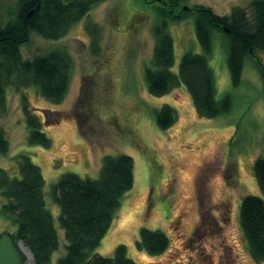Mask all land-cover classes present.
I'll use <instances>...</instances> for the list:
<instances>
[{
	"label": "rangeland",
	"instance_id": "1",
	"mask_svg": "<svg viewBox=\"0 0 264 264\" xmlns=\"http://www.w3.org/2000/svg\"><path fill=\"white\" fill-rule=\"evenodd\" d=\"M164 0H105L67 34L47 40L31 33L19 47L24 60L54 51L66 52L72 63L65 98L52 104L33 87L5 88L0 128L8 151L0 169L17 176L15 158L26 155L44 180V199L59 237L52 263L64 254V233L51 186L66 173L96 179L105 155L133 160L132 188L122 198L110 229L95 253L109 257L122 245L135 264H264L253 261L239 222L244 196L261 197L253 176L255 159L264 157V80L250 59L243 64L241 82L233 87L221 35L213 39L209 59L216 99L228 95L231 109L215 119L200 118L179 85L161 97L146 89L144 69L150 66L153 27L159 23ZM250 0H187L171 17L197 7L228 16L235 7L249 13ZM16 0H0V22ZM168 10V8H167ZM185 13V12H184ZM172 17V18H173ZM177 73L185 52L200 53L193 16L168 23ZM264 71V51L258 53ZM168 105L175 121L165 131L154 113ZM23 107L35 114L50 147L29 146ZM5 201L0 196V207ZM158 230L168 238L167 249L149 256L136 248L139 230ZM16 227L0 216V234ZM25 264L29 251L19 243ZM28 252V253H27Z\"/></svg>",
	"mask_w": 264,
	"mask_h": 264
},
{
	"label": "trees",
	"instance_id": "2",
	"mask_svg": "<svg viewBox=\"0 0 264 264\" xmlns=\"http://www.w3.org/2000/svg\"><path fill=\"white\" fill-rule=\"evenodd\" d=\"M105 0H16L13 11L0 22V109L5 105V88L33 87L39 97L59 104L66 96L71 60L66 52L54 51L32 60H24L19 47L31 33L47 40L64 37L72 26ZM187 0H164L153 29L150 66L144 69L147 92L153 97L168 94L181 85L189 94L200 118L215 119L231 109L228 95L216 99L214 74L209 65L216 33L226 47V63L233 87L241 82L243 64L250 59L264 80L258 53L264 51V0H250L248 11L235 7L225 17L211 9L197 7L170 16ZM168 8V10H167ZM185 12V13H184ZM193 16L194 33L200 53L185 52L178 71L174 64L173 40L168 23ZM29 146L50 147L51 141L41 129L35 114L23 107ZM175 111L168 105L154 113L156 127L165 131L174 123ZM8 151L5 133L0 128V155ZM17 176L0 169V196L5 201L0 216L15 225L12 235L31 254L32 264H53L52 255L59 249L54 220L46 208L41 172L26 155L15 158ZM253 176L261 197L247 195L241 200L239 222L251 259L264 263V157L253 162ZM133 160L127 155H105L96 179L66 173L51 186V196L59 209L58 222L64 233V254L55 264H135L119 245L109 257L95 253L106 235L124 195L133 183ZM168 247V238L158 230H139L136 248L149 256H158ZM25 263V257L22 254Z\"/></svg>",
	"mask_w": 264,
	"mask_h": 264
},
{
	"label": "water",
	"instance_id": "3",
	"mask_svg": "<svg viewBox=\"0 0 264 264\" xmlns=\"http://www.w3.org/2000/svg\"><path fill=\"white\" fill-rule=\"evenodd\" d=\"M19 243L7 233L0 234V264H25Z\"/></svg>",
	"mask_w": 264,
	"mask_h": 264
},
{
	"label": "bare ground",
	"instance_id": "4",
	"mask_svg": "<svg viewBox=\"0 0 264 264\" xmlns=\"http://www.w3.org/2000/svg\"><path fill=\"white\" fill-rule=\"evenodd\" d=\"M20 248L24 251V249H23V247L22 246H20ZM28 253V252H27Z\"/></svg>",
	"mask_w": 264,
	"mask_h": 264
}]
</instances>
